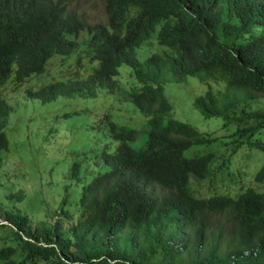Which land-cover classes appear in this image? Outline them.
<instances>
[{"label": "trees", "instance_id": "trees-1", "mask_svg": "<svg viewBox=\"0 0 264 264\" xmlns=\"http://www.w3.org/2000/svg\"><path fill=\"white\" fill-rule=\"evenodd\" d=\"M104 7L107 22L91 25L67 10L64 0H0V86L11 75L21 83L41 74L53 56L76 51L85 31L86 55L97 62L91 71L27 94L46 102L59 95L96 96L99 87L113 92L118 66L126 63L140 82L131 97L147 127L145 143L135 149L128 143L135 129L109 121L119 140L114 150L104 147L100 153L109 169L82 186L79 219L67 231L65 218L34 224L26 214L4 212L8 224L0 226L21 243L22 254L15 261V248L2 245L1 264H152L154 252L163 255L164 264L167 254L176 251L193 252V264H264V193L247 187L235 196L217 191L198 196L191 186V178L215 184L226 175L233 178L229 157L244 146L264 152V103L251 105L264 96V0H104ZM254 25L262 26L261 34H250ZM155 31L156 41L172 50L139 59L137 48ZM169 73L178 81L191 75L225 84L222 93L208 87L193 101L204 118L221 117L223 128L234 126L224 141L230 146L228 156L220 162L214 150L185 155L218 137L164 118L172 108L162 90ZM10 111L0 98V148H7L4 127ZM80 164L78 160L69 167V179L79 175ZM253 179L264 181V165ZM154 185L163 193L155 192ZM66 194L54 212L68 218ZM207 213L231 215L233 227L222 252L220 232L202 251L208 239ZM126 229L129 252L119 249L115 239Z\"/></svg>", "mask_w": 264, "mask_h": 264}, {"label": "rangeland", "instance_id": "rangeland-1", "mask_svg": "<svg viewBox=\"0 0 264 264\" xmlns=\"http://www.w3.org/2000/svg\"><path fill=\"white\" fill-rule=\"evenodd\" d=\"M64 1L71 13L83 17L91 24L106 22L104 0ZM222 8L223 17L226 18L225 2L222 3ZM231 21L236 20L232 18ZM261 29L262 26L254 25L250 34L259 35ZM86 38V33L80 35L81 45L70 56L56 55L50 58L41 74L31 75L21 83H17L11 75L0 86V98L11 107L4 127L8 139L7 148H0V213L2 214L0 222L3 221L6 211L26 214L34 224L53 222L61 217L65 218L64 230L67 231L68 227L79 219L80 208L77 202L82 186L97 174L109 169V166L102 161L100 153L104 147L114 150L119 142L111 134L109 121L135 129L133 139L128 140L131 147L139 149L146 141V117L134 107L131 97L132 89L139 86L140 82L134 77L131 66L126 63L118 66L119 73L115 77L116 85L113 92L108 91L106 87H99L96 96L59 95L46 102L27 94L28 90H36L49 82L85 77L97 63L86 55L83 44ZM171 50L172 48L156 41L155 31L137 48V57L144 59L151 53ZM208 87L220 94L225 84L214 79L202 81L191 75L178 81L171 73L166 75L162 90L172 108L164 118L188 123L198 131L217 136V141L193 146L185 152V155L192 156L214 150L217 162H220L228 156L230 146L224 141L229 139L226 134L232 131L234 126L230 124L223 128L221 117L204 118L194 107V98ZM263 103L264 96H260L254 99L251 105L260 107ZM229 158L231 159V163L230 159L228 163L229 171L233 178L226 175L221 181H216L217 184L191 178V186L195 194L206 196L217 191L235 196L247 187L264 193V181L256 182L253 179L258 169L264 165V152L244 146ZM78 160L81 162L79 175L69 179L68 169ZM217 162L213 164L216 165ZM217 175L218 171L215 172L214 179H217ZM151 188L155 192L163 191L156 185ZM65 193H67V201L64 207L69 213L68 218L63 217L62 214L56 215L54 212ZM203 218L208 224V239L202 251L205 252L210 248L213 235L220 232L223 236L220 243L222 252L233 227L231 215L207 213ZM8 229L0 226V247L13 246L16 251L11 258L18 261L22 254L21 243L9 234ZM129 232L130 230L126 229L115 236L119 249L126 252L131 250V245L125 238ZM69 239L70 250L74 251L77 249L74 235L70 234ZM150 256L149 260L152 264L163 263L161 253L154 252ZM195 258L193 252L176 251L167 254L164 264H193ZM34 264H49V262L36 260ZM93 264L105 263L99 260Z\"/></svg>", "mask_w": 264, "mask_h": 264}, {"label": "clouds", "instance_id": "clouds-1", "mask_svg": "<svg viewBox=\"0 0 264 264\" xmlns=\"http://www.w3.org/2000/svg\"><path fill=\"white\" fill-rule=\"evenodd\" d=\"M53 1H54V0H53ZM56 1H58V0H56ZM56 1H54V2H56ZM104 8H105V7H104ZM67 10H68V8H67ZM105 12H106V11H105ZM80 17H81V16H80ZM81 18L84 19L83 17H81ZM84 20H86V19H84ZM86 21H87V20H86ZM87 22H88V21H87ZM106 22H107V15H106ZM106 22H96V23H93V24H91V23H89V24L94 25V24H97V23H106ZM82 33H86V34H87V37H88V33H87V32L83 31V32L80 33V35H81ZM80 35L78 36V40L81 42V40H80ZM84 41H85V40H84ZM84 41H83V44L85 43ZM80 45H81V43H80ZM78 48H79V47H78ZM85 49H86V46H85ZM74 52H75V51H74ZM74 52H73V53H74ZM71 54H72V53H71ZM71 54H70V55H71ZM70 55H68V56H70ZM55 56H56V55H55ZM61 56H64V55H61ZM94 62H95V61H94ZM96 64H97V63H96ZM0 223H2V222H0Z\"/></svg>", "mask_w": 264, "mask_h": 264}, {"label": "water", "instance_id": "water-1", "mask_svg": "<svg viewBox=\"0 0 264 264\" xmlns=\"http://www.w3.org/2000/svg\"><path fill=\"white\" fill-rule=\"evenodd\" d=\"M1 219V218H0ZM5 222H7L4 218H3V221H2V223H5Z\"/></svg>", "mask_w": 264, "mask_h": 264}]
</instances>
